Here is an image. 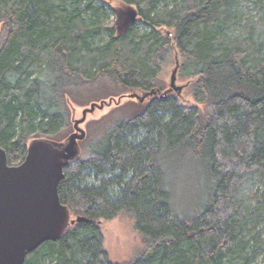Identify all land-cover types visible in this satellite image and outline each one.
<instances>
[{
  "label": "trees",
  "instance_id": "trees-1",
  "mask_svg": "<svg viewBox=\"0 0 264 264\" xmlns=\"http://www.w3.org/2000/svg\"><path fill=\"white\" fill-rule=\"evenodd\" d=\"M120 1L138 20L118 35L101 0H0L7 163H20L32 138L63 140L68 101L93 84L162 91L173 51L204 107L155 93L82 147L58 194L85 220L22 264H121L98 219L123 210L143 241L124 264H264V0Z\"/></svg>",
  "mask_w": 264,
  "mask_h": 264
},
{
  "label": "water",
  "instance_id": "water-1",
  "mask_svg": "<svg viewBox=\"0 0 264 264\" xmlns=\"http://www.w3.org/2000/svg\"><path fill=\"white\" fill-rule=\"evenodd\" d=\"M135 18L136 12L132 11L131 21ZM178 65L171 72L166 90L151 89L124 96L142 102L155 93L165 97L167 92H179L182 86L175 85ZM104 103L92 102L83 108L81 118L74 120L75 131L63 140L31 139L18 164L9 165L0 146V264H22L26 255L42 242L60 238L69 225L85 220L82 216L70 219L68 206L60 201L58 184L65 166L79 156L78 142L85 137L79 124L87 113Z\"/></svg>",
  "mask_w": 264,
  "mask_h": 264
},
{
  "label": "rangeland",
  "instance_id": "rangeland-1",
  "mask_svg": "<svg viewBox=\"0 0 264 264\" xmlns=\"http://www.w3.org/2000/svg\"><path fill=\"white\" fill-rule=\"evenodd\" d=\"M101 1L107 2L113 10L106 24L114 26L118 35L122 34L126 27L133 22L130 19V15L132 11L136 12L135 6L126 4L120 0ZM135 20H138L137 13ZM1 26L2 22H0V28ZM162 31L164 34L171 33V29H162ZM177 63H179V56L177 52L173 51L168 62L162 65L157 77L158 88L160 87L162 91L169 87L171 72ZM193 82L194 78L182 77L177 72L175 85L182 86V88L179 92H167V95L175 96L182 105H192L203 109L204 105L196 102L193 98ZM114 90L116 89H111L105 82H99L98 84L91 85L78 94V96L68 101L70 126L66 137L75 131L73 128L74 120L81 118L83 108L89 107L92 102H105L101 108L96 107L92 112L87 113L85 120L79 124L85 132L84 139L78 142L80 150H82V147L85 149L86 145L96 141L101 136L103 130L110 126L113 121L118 118L129 117L138 109L135 106L137 103L135 98L124 96L131 91L120 93V91L113 92ZM75 217V215L70 213V219H74ZM98 226L103 236V248L106 250L111 261L124 264L138 255L143 249L141 235L134 228V219L130 211H120L111 219L100 218L98 219ZM260 261L257 264H261Z\"/></svg>",
  "mask_w": 264,
  "mask_h": 264
}]
</instances>
